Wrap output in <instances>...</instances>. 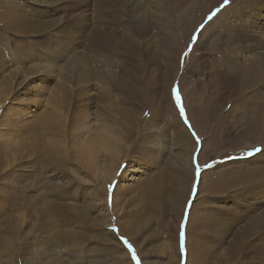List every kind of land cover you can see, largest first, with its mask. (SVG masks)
Wrapping results in <instances>:
<instances>
[{"label": "rangeland", "instance_id": "obj_1", "mask_svg": "<svg viewBox=\"0 0 264 264\" xmlns=\"http://www.w3.org/2000/svg\"><path fill=\"white\" fill-rule=\"evenodd\" d=\"M109 1L0 2V264H259L244 229L264 211V145L225 134L264 111V75L250 77L264 68V0ZM190 84L220 93L203 100V133Z\"/></svg>", "mask_w": 264, "mask_h": 264}, {"label": "bare ground", "instance_id": "obj_2", "mask_svg": "<svg viewBox=\"0 0 264 264\" xmlns=\"http://www.w3.org/2000/svg\"><path fill=\"white\" fill-rule=\"evenodd\" d=\"M0 1H3V2H7V3H9V1H11V0H0ZM109 1V0H108ZM257 1H260V0H257ZM110 2V1H109ZM66 5V4H65ZM96 5H97V3H96ZM99 6H103V7H105V8H107V9H109V7L111 6V5H107V4H105V2H103V1H100V4H98ZM71 7H73V6H71L70 4L67 6V11H70V13L74 10V8H75V6L71 9ZM113 9V8H112ZM104 11V10H103ZM105 12V11H104ZM73 13V12H72ZM106 13V12H105ZM77 15H78V13H77ZM97 16V15H96ZM99 16H101V15H99ZM100 17H98L97 16V18L96 19H99ZM26 28V27H25ZM32 28V27H31ZM33 29H34V27H33ZM97 31V30H96ZM242 34V33H241ZM235 37V36H234ZM92 40H94V39H92ZM234 40V39H233ZM244 40V39H243ZM165 43V42H164ZM94 44H96L95 42H94ZM159 44V43H158ZM62 45V44H61ZM60 45V46H61ZM70 45H73L71 42H69V46ZM51 49H54V48H52L51 47ZM230 53V52H229ZM228 53V54H229ZM224 55L222 56L223 57V60H224V56H225V53H223ZM196 57V56H195ZM233 57V56H232ZM235 57V56H234ZM255 57V56H254ZM253 57V58H254ZM198 58V57H197ZM203 58V57H202ZM219 58V57H218ZM218 58L217 57H212L211 58V60L212 61H208L209 63H207V65H208V70L210 71H212L213 73H214V78L215 77H217V79H219V80H221L222 81V83H223V81H225L226 83L224 84V85H226L227 86V88H226V90H224L223 92L221 91L220 93L221 94H224V93H226L227 91H230V92H232V87L230 86V84H231V82L232 81H226L228 78H229V76H228V74L227 73H224V71H229V64H223L224 65V67H223V69H221L220 68V64H219V62H218ZM236 58V57H235ZM259 58V57H258ZM227 59V58H226ZM239 59V58H238ZM206 60V59H205ZM78 61V60H77ZM202 62V61H201ZM224 62V61H223ZM229 62V61H228ZM225 63V62H224ZM237 63H239V62H237ZM197 64V63H196ZM245 64V63H244ZM231 65V64H230ZM251 65V64H250ZM250 65H244L245 67H246V69L247 68H249V66ZM200 66V65H199ZM244 66L242 65V67L244 68ZM252 66V65H251ZM261 67V66H260ZM42 68H44V67H42ZM42 68H40V70L42 69ZM200 68V67H199ZM202 69H199V70H205V67H201ZM38 69V68H37ZM170 69V68H169ZM43 70V69H42ZM41 70V71H42ZM243 70V69H242ZM244 70H245V68H244ZM246 71V70H245ZM35 72H37V71H35ZM39 72V71H38ZM246 75H248V71L246 72ZM264 75V68H259V69H252V70H250V77H253V76H257V77H261V76H263ZM258 79V78H257ZM260 80V79H259ZM262 80V79H261ZM257 81V80H256ZM129 83V82H128ZM138 83V82H137ZM221 83V82H220ZM258 83V82H257ZM193 84H190V86L189 87H185V86H180V90H181V96H182V98L183 99H191V102H187V108H188V110H189V112L188 113H190V115L192 116V123L194 122V123H197L198 124V129L203 133V131H206V126H207V123H206V121H209V120H207V116H208V112L206 111V107H205V105H204V102H203V100L204 99H215V97L217 96V95H220V93L219 92H217V94H215V92H214V94L215 95H213V96H211V94L209 95V97H205V98H203V99H201L200 98V93L201 92H205V90H204V87L203 88H199V87H195V86H192ZM198 85V84H197ZM241 85V86H240ZM244 85V81L242 82V84L240 83V84H237V85H234V89H238L239 87L240 88H242V86ZM170 86H171V84L169 85V87H168V92H166L167 94H168V97H169V93H170ZM229 86H230V88H229ZM224 87L225 86H223V85H221V86H216V88H222V89H224ZM239 88V89H240ZM217 91V90H216ZM202 93V94H203ZM206 94V93H205ZM225 95V94H224ZM201 96H203V95H201ZM167 97V98H168ZM231 98H233V97H231ZM216 100V99H215ZM232 100V99H231ZM224 101V103H226V101H228V100H221V102H223ZM242 101V103L244 102V106L243 107H247V105L248 104H252V100L251 99H244V100H241ZM260 101H264V99H260ZM236 104L238 105V103L236 102V100H235V110L237 111L238 110V107H236ZM241 104V103H240ZM1 105V104H0ZM240 106V105H239ZM242 106V105H241ZM241 106H240V108H241ZM255 106V105H254ZM256 108V107H255ZM256 109H258V108H256ZM258 110H260V111H262V114H260V113H258V114H260V115H258V116H256V117H254L253 119H252V116H249V118L248 119H251V125H252V127H250V128H247L246 130H244V132H240V133H238V132H234V131H231V130H228V128H227V130H226V136H227V138L229 137V138H231V140L233 141V144H235V145H241L242 147H246V148H250V147H252L254 144H255V142L257 143L256 145H264V111L262 110V109H258ZM156 111V109H154L153 110V112H155ZM245 111H247L246 109H242V110H240V112H239V115H241V116H243L244 115V112ZM237 112V113H238ZM258 112V111H257ZM3 114V113H2ZM154 114V113H153ZM254 115H257V114H253V116ZM243 117H245V116H243ZM220 119H225V118H220ZM227 120V119H226ZM219 121V122H218ZM217 122V126L220 128V129H222L223 130V125H224V123H225V121L224 120H218ZM236 121H237V119H236ZM245 122L244 123H248V121L247 120H244ZM244 128V127H243ZM216 129V128H215ZM219 129V130H220ZM208 130V129H207ZM217 130H218V128H217ZM183 131H184V134H185V136L186 137H188L187 135H188V132L186 131V128L183 126ZM221 131V130H220ZM220 131H218V132H220ZM210 133H211V140L213 139V137L215 136V132H211L210 131ZM221 133H222V131H221ZM220 136V135H219ZM216 137H218V136H216ZM226 138V139H227ZM239 139V140H238ZM245 140H248L249 142H247V141H245ZM230 144H231V142H230ZM189 152H192L191 151V148H190V144L188 145V146H186V152H184V150L181 152V154H180V157L179 156H177L178 157V159L180 158V160L181 161H186L187 160V157H188V155H189ZM215 154V153H214ZM261 154H262V152H261ZM88 155V154H87ZM190 156H191V153H190ZM258 157H260L259 156V154H256V156H253L252 158H258ZM190 160V159H189ZM178 162H179V160H178ZM98 164V163H97ZM181 165V164H180ZM112 173L113 172H111V170L109 169V170H107V172H105V176L107 177V175H112ZM247 174V173H246ZM249 175V174H248ZM251 176V175H250ZM243 177V176H242ZM250 178V177H249ZM188 180V185L190 184V180L189 179H187ZM187 182V181H186ZM185 183V182H184ZM212 183V179H211V181H210V184ZM185 185H187V183H185ZM260 185V184H259ZM211 187V186H210ZM189 188V187H188ZM209 189H211V188H209ZM253 192V191H252ZM115 194V193H114ZM210 196V195H209ZM261 198V197H260ZM184 200V199H183ZM257 201V200H256ZM255 201V202H256ZM253 202V201H252ZM241 203V202H240ZM259 203H260V206H263V204H264V198L262 197L261 198V200L259 201ZM254 205V204H253ZM246 206V205H245ZM183 208V202H182V204H181V209ZM263 209V208H262ZM261 209V210H262ZM50 212H52V209H50ZM181 212V211H180ZM244 212V211H243ZM242 212V213H243ZM256 214V213H255ZM52 215V214H51ZM194 215H195V213H194ZM193 215V216H194ZM257 215V214H256ZM123 216H124V213H123ZM244 216H246V215H244ZM261 216V217H260ZM260 216H256V218L254 219L253 217L249 220V221H247V227L244 229V230H247V232L246 233H249V232H251L252 234H251V237L252 236H254V241L252 242V243H254V245H252L251 247H250V253H251V255L253 256V258H255V260L257 261V262H259V264H260V261H262L263 259H264V211L262 212L261 211V214H260ZM148 218V217H147ZM147 218H146V220H147ZM196 218V217H195ZM141 219V218H140ZM191 219V218H190ZM204 215L203 214H201L200 212H197V218H196V221H197V227L195 226L194 228H198V229H202V228H204ZM142 220V219H141ZM194 220V219H193ZM126 221V223L124 222V224H125V226L128 228V229H130L131 231H134L135 229H136V227H137V225H136V223L138 222V214H136L135 213V211H133V210H129L128 212H127V219L125 220ZM195 221V222H196ZM178 224V223H177ZM193 224V223H192ZM136 225V226H135ZM189 225V224H188ZM191 225V224H190ZM194 225H195V223H194ZM244 226L243 227H245V223L243 224ZM192 227V226H191ZM135 228V229H134ZM124 229V228H123ZM122 229V230H123ZM139 229V227L136 229V231H139L138 230ZM198 229H197V231H198ZM124 230H126V229H124ZM262 230V231H261ZM188 232V231H187ZM190 232V231H189ZM261 232H262V234H261ZM242 235V234H241ZM244 235V234H243ZM244 236H246V235H244ZM263 238H262V237ZM238 237H240V235H238ZM237 237V238H238ZM250 237V238H251ZM190 240V239H189ZM242 240V239H241ZM239 241V240H238ZM8 244V243H7ZM2 245V244H1ZM8 248V247H7ZM6 249V248H5ZM189 249H190V251H191V253L195 256V252L193 251V248H192V244L189 242ZM240 250V249H239ZM232 251V250H231ZM188 254H189V252H188ZM237 255H239V251H238V253H236L235 251L233 252V255H232V257H229V258H231V260H234V257L235 256H237ZM197 258V257H196ZM192 259V258H191ZM255 261V262H256ZM190 262H192V261H190ZM194 262V261H193ZM254 262V263H255ZM262 262H264V261H262ZM194 264V263H193ZM219 264V263H218ZM258 264V263H257ZM264 264V263H263Z\"/></svg>", "mask_w": 264, "mask_h": 264}, {"label": "crops", "instance_id": "obj_3", "mask_svg": "<svg viewBox=\"0 0 264 264\" xmlns=\"http://www.w3.org/2000/svg\"><path fill=\"white\" fill-rule=\"evenodd\" d=\"M1 3L3 2V1H0Z\"/></svg>", "mask_w": 264, "mask_h": 264}]
</instances>
